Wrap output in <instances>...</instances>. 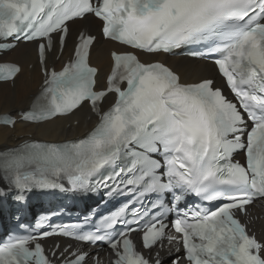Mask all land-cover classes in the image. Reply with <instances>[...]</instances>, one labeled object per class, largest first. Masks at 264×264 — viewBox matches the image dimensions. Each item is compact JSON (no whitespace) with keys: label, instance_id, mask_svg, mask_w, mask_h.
Wrapping results in <instances>:
<instances>
[{"label":"snow or ice","instance_id":"snow-or-ice-1","mask_svg":"<svg viewBox=\"0 0 264 264\" xmlns=\"http://www.w3.org/2000/svg\"><path fill=\"white\" fill-rule=\"evenodd\" d=\"M89 15L101 22L105 38L147 54L195 46L191 55L211 58L232 98L213 78L187 81L167 64L127 50L111 52L110 73L98 89V69L89 63L96 37L85 32L62 68H49L45 54L53 34L63 47L69 22ZM0 38L37 41L43 74L29 109L4 116L5 125L51 121L84 102L97 117L74 140H26L0 152V180L21 191L66 190L65 182L87 190L103 170L128 158L127 170L103 178L105 187L119 181L141 196L171 191L177 203L186 194L200 200L171 221L139 209L127 221L125 204L89 232L72 225L17 236L0 243V264H88L89 258L104 264L101 250L70 251L59 243L46 249L41 241L53 235L106 243L110 264H161L155 250L165 242L184 250L173 264H264V242L249 233L250 219H241L264 199V0H0ZM22 71L0 63V81L15 84ZM238 151L245 153L243 164L233 159ZM122 174L128 178L120 180ZM118 224L125 227L117 231Z\"/></svg>","mask_w":264,"mask_h":264},{"label":"bare ground","instance_id":"bare-ground-1","mask_svg":"<svg viewBox=\"0 0 264 264\" xmlns=\"http://www.w3.org/2000/svg\"><path fill=\"white\" fill-rule=\"evenodd\" d=\"M86 22L98 25L92 17H85L83 21H74L72 28L83 27ZM98 37L94 43L90 61L99 67V80H101L111 64L110 50L118 48L110 41H104L98 29H93ZM74 35L71 36V45ZM68 47H66V50ZM152 58H161L166 61H174L176 68L181 71L184 80H198L205 76V72L213 71L214 67L210 63L199 62L189 58H167L162 54L150 56ZM7 59L16 60L22 64V73L18 75L15 84L10 82L0 83V113L10 112L15 114L19 109L28 107L34 96L39 91V85L42 81V75L36 60L35 44H20L16 49L6 55ZM62 62L59 61L60 65ZM32 64V68L28 65ZM76 121V123H75ZM96 117L90 114L87 105L83 104L71 116L65 118H56L52 121L44 122L39 125L26 123H16L13 129L0 126V147L16 145L22 139L28 138L31 134L34 138L44 140H62L83 135L90 129Z\"/></svg>","mask_w":264,"mask_h":264}]
</instances>
